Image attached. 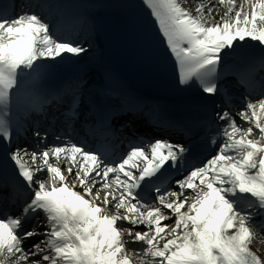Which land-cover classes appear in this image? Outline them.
Here are the masks:
<instances>
[{
    "label": "snow or ice",
    "instance_id": "6c2138e0",
    "mask_svg": "<svg viewBox=\"0 0 264 264\" xmlns=\"http://www.w3.org/2000/svg\"><path fill=\"white\" fill-rule=\"evenodd\" d=\"M142 4L158 34L127 7L145 60H174L178 89L199 93L187 115L156 121L175 143L114 127L127 103H106L82 75L54 79L90 51L50 22L66 6L0 5V188L17 206L0 212V264H264L252 247L264 244V0ZM95 27L79 6L71 32ZM125 128L117 154L107 140Z\"/></svg>",
    "mask_w": 264,
    "mask_h": 264
}]
</instances>
